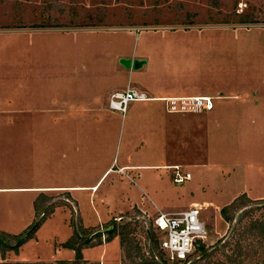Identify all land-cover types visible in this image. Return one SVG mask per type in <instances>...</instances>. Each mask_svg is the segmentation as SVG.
Masks as SVG:
<instances>
[{
  "label": "crops",
  "instance_id": "0c3cea01",
  "mask_svg": "<svg viewBox=\"0 0 264 264\" xmlns=\"http://www.w3.org/2000/svg\"><path fill=\"white\" fill-rule=\"evenodd\" d=\"M112 30L123 29L17 32L33 33L25 36L33 41L53 37L78 47L66 54V48H55L63 55L51 61L29 56L0 62V74L10 75L0 78V233L17 237L31 230L33 237L18 251L33 253L22 260L71 261L74 252L63 247L72 237L70 211L56 193L77 203L84 227L106 224L132 209L148 215L182 211H166L168 202L182 201L183 211L207 204L200 176L231 175L222 172L227 166L207 161L209 150L210 160H222V150L241 141L230 132L232 112L240 118L264 115V96L257 98L254 82L244 91L237 82L235 88L223 83V91L206 87L203 54L207 58L214 51L202 41L204 30L160 38L144 34L132 50L121 42L113 53L100 33ZM32 49L26 51L36 54ZM121 58L144 60L141 68L147 69H126ZM128 89L154 100L112 114L110 95ZM205 95L214 107L200 114H170L160 101ZM176 168L191 176L179 189L165 179L173 181Z\"/></svg>",
  "mask_w": 264,
  "mask_h": 264
},
{
  "label": "rangeland",
  "instance_id": "374dc122",
  "mask_svg": "<svg viewBox=\"0 0 264 264\" xmlns=\"http://www.w3.org/2000/svg\"><path fill=\"white\" fill-rule=\"evenodd\" d=\"M78 29H123L100 32L110 42L112 53L120 49L115 45L121 42L125 50H132L136 38L144 34L160 38L162 35H181L182 31L204 30L207 33H203L202 41L214 51L207 58L203 54L201 78L207 83L206 87L223 91L226 87L235 88L237 82L238 90L244 91L254 82L257 98L264 96V0H0V62L21 57L30 59L29 56L51 61L63 55L55 48H66V52L62 51L66 54L71 47H78L72 41L62 42L53 37H40V34H36L40 38L33 41L25 38L33 33L17 32ZM33 43L36 46H32ZM29 47H35L32 53L38 50L36 54L30 55V51H26ZM228 53L231 56L226 61ZM146 69L143 66L137 73ZM251 74L253 79H250ZM0 76L6 79L10 75L4 70ZM146 77L147 74L143 78ZM221 81L227 84L226 87ZM233 116L229 117L230 132L243 144L236 142L223 149L222 160H210L211 150L207 157L209 162L227 166L222 172L225 176L231 173L229 179L224 180L211 171L200 176V182L207 187L208 198L207 204L199 205L207 232L200 244L206 252L201 254L197 245L185 261L174 264H264V242L259 239V230L253 227L255 221H264L261 201L264 200V115L254 119ZM252 120L254 124H251ZM246 138L249 142L243 141ZM217 152L220 153L219 149ZM165 179L170 188L179 189L185 185L174 184L171 177ZM234 194L237 195L233 199ZM241 196L246 199L241 198L227 212L226 219L223 218L221 209ZM256 197L258 199H253ZM54 198L70 211L71 236L81 229L88 234L91 232L83 235L86 240L101 233L99 239L91 240L82 249V261L76 264H159L153 253L158 260L169 264L157 246L163 235L153 227L159 214L148 215L132 209L106 224L84 227L77 203L63 193L54 194ZM166 206L165 210L169 212L183 211L187 207L182 201L168 202ZM26 232L7 238L0 234L8 245H0V264H73V254L71 261L22 260L33 253L30 249L21 254L18 251V247L26 242L23 237ZM31 233H28L30 238L33 237Z\"/></svg>",
  "mask_w": 264,
  "mask_h": 264
},
{
  "label": "built area",
  "instance_id": "2783aa9c",
  "mask_svg": "<svg viewBox=\"0 0 264 264\" xmlns=\"http://www.w3.org/2000/svg\"><path fill=\"white\" fill-rule=\"evenodd\" d=\"M154 100L144 93L134 89L113 92L108 100L110 112L124 115L128 106L133 102ZM166 110L170 114H200L209 112L214 107L210 96H180L162 98ZM191 178L187 172L176 168L173 183L181 185ZM153 227L163 235L157 246L169 264L185 261L195 250L196 243L206 238V226L201 218V207L192 205L185 211L172 214L160 213L153 221ZM162 262V261H161ZM163 264H165L163 262Z\"/></svg>",
  "mask_w": 264,
  "mask_h": 264
},
{
  "label": "trees",
  "instance_id": "16d2710c",
  "mask_svg": "<svg viewBox=\"0 0 264 264\" xmlns=\"http://www.w3.org/2000/svg\"><path fill=\"white\" fill-rule=\"evenodd\" d=\"M241 198H243V199H246L244 196H241L240 198H236L231 204H229L228 206H226V207H224V208H222L221 209V211H220V213H221V216L223 217V218H225L226 217V214H227V212L235 205V204H237L238 202H239V200L241 199ZM261 201H263L262 202V204H264V200H261ZM226 219V218H225ZM253 227L255 228V229H257V230H259V232L261 233V238H259L260 240H262V242H264V221H255L254 222V225H253ZM113 229V228H112ZM31 230H29V232H30ZM112 231V230H111ZM111 231H107L106 233H108V234H111L112 232ZM28 231L23 235V237L24 238H26V240L27 239H29L30 238V234H28L29 233ZM1 234V233H0ZM32 234V233H31ZM91 234V232H89V234H88V232L87 231H85V230H83V229H81V231H79V230H75V232H74V234H73V236L63 245V247L64 248H66V249H69V250H71V251H73L74 252V261H73V264H76V263H78V262H80V261H82V249L86 246V245H88L89 243H90V241L91 240H93V239H99L100 238V236H101V233H96V234H94V236H92L90 239H88V240H86L84 237H83V235H90ZM1 236H2V234H1ZM5 238H7L8 236H6V235H3ZM21 240H23L22 239V237H21V239H20V243H22V241ZM110 240H108V242H109ZM201 242L200 241H198L197 243H196V246L198 247V251H200V253L201 254H205V252H206V250H205V248H204V246L203 245H201L200 244ZM0 245H4V246H7L8 247V245H6V242L0 237ZM3 246V247H4ZM3 247H2V249L1 250H3ZM10 247V246H9ZM16 248H14V250H15ZM153 256L155 257V260L159 263V264H163V262H161L160 260H158V258H157V256L156 255H154V253H153ZM58 263H60V264H62L63 262H58ZM64 264V263H63Z\"/></svg>",
  "mask_w": 264,
  "mask_h": 264
},
{
  "label": "water",
  "instance_id": "95a60500",
  "mask_svg": "<svg viewBox=\"0 0 264 264\" xmlns=\"http://www.w3.org/2000/svg\"><path fill=\"white\" fill-rule=\"evenodd\" d=\"M119 64H121L126 69L138 70L145 64L144 60H137V59H126L121 58L119 60Z\"/></svg>",
  "mask_w": 264,
  "mask_h": 264
}]
</instances>
